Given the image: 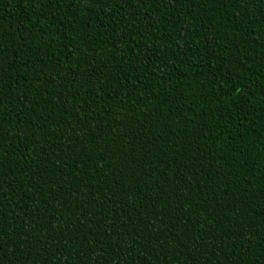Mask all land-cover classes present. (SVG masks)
Here are the masks:
<instances>
[{"label":"trees","instance_id":"trees-1","mask_svg":"<svg viewBox=\"0 0 264 264\" xmlns=\"http://www.w3.org/2000/svg\"><path fill=\"white\" fill-rule=\"evenodd\" d=\"M0 264H264V0H0Z\"/></svg>","mask_w":264,"mask_h":264}]
</instances>
